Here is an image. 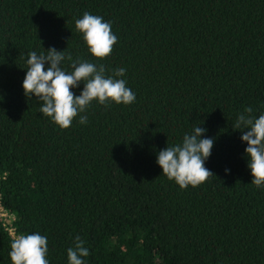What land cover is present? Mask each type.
<instances>
[{
	"label": "trees",
	"instance_id": "1",
	"mask_svg": "<svg viewBox=\"0 0 264 264\" xmlns=\"http://www.w3.org/2000/svg\"><path fill=\"white\" fill-rule=\"evenodd\" d=\"M85 12L118 37L104 59L75 27ZM53 47L66 71L68 55L107 76L125 69L135 102L93 101L59 127L23 89L28 53ZM248 107L264 114V0H0V240H264V186L233 127ZM196 126L214 140V175L181 189L157 157ZM74 242L48 241L49 264H69ZM10 245L0 241V264H12ZM84 246L85 264H264V241Z\"/></svg>",
	"mask_w": 264,
	"mask_h": 264
},
{
	"label": "clouds",
	"instance_id": "2",
	"mask_svg": "<svg viewBox=\"0 0 264 264\" xmlns=\"http://www.w3.org/2000/svg\"><path fill=\"white\" fill-rule=\"evenodd\" d=\"M76 29L83 34L90 53L97 59L109 56L118 37L112 32L110 22L103 17L85 12L82 18L75 21ZM66 59L65 50L56 48L47 50V53L32 51L28 53L26 76L23 80V89L27 97L33 95L42 102L40 111L50 117L52 121L63 129L72 125L74 118L83 113L93 101L102 105L109 102L130 105L135 102V93L127 87L125 69H116L112 76L106 75L103 64L79 60L74 61L71 55V71H66L61 62ZM49 67L45 69V65ZM84 88L79 95H75L73 88L80 83ZM253 109L248 107L241 113L234 129L242 132L241 139L247 142L246 154L249 158L248 167L253 176L252 184L258 188L264 186V114L258 118L251 115ZM79 122L87 123V116L81 115ZM247 129V131H245ZM207 131L196 126L191 134L183 137L182 143L167 146L159 151L157 163L163 170V175L174 180L181 189L188 186L197 187L214 175L205 167V161L210 157L214 140L201 138ZM226 172L229 170L226 169ZM9 256L12 264H49L48 238L39 233L18 234L12 238ZM90 254L79 236L75 238L74 247L67 250L69 264H85L84 257Z\"/></svg>",
	"mask_w": 264,
	"mask_h": 264
},
{
	"label": "built area",
	"instance_id": "3",
	"mask_svg": "<svg viewBox=\"0 0 264 264\" xmlns=\"http://www.w3.org/2000/svg\"><path fill=\"white\" fill-rule=\"evenodd\" d=\"M0 214L4 215V216H7L6 212H3L0 210ZM10 232H12V230L10 229Z\"/></svg>",
	"mask_w": 264,
	"mask_h": 264
}]
</instances>
